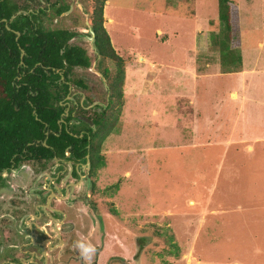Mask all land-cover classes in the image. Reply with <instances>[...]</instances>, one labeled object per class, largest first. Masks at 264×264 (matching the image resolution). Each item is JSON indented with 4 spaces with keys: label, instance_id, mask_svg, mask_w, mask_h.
Segmentation results:
<instances>
[{
    "label": "rangeland",
    "instance_id": "374dc122",
    "mask_svg": "<svg viewBox=\"0 0 264 264\" xmlns=\"http://www.w3.org/2000/svg\"><path fill=\"white\" fill-rule=\"evenodd\" d=\"M107 1L103 11L114 22L106 31L123 59V106L100 148L95 215L104 235L89 229V241L79 247L87 263L264 264V0L229 3L231 48L241 55L245 75L220 68L202 79L193 78L187 56L190 16H198L200 40H210L220 28L218 0ZM55 2L69 12L50 23L44 18V26L76 32L70 43L91 61L89 69L72 70L70 77L87 89L71 87L69 97L87 111L106 106L108 81L101 71L113 75L115 67L100 62L84 36L89 0H50L47 6ZM85 22L87 28L78 26ZM158 29L178 35L162 44ZM208 44L201 55L219 65ZM140 54L157 63L143 77L142 96L128 92Z\"/></svg>",
    "mask_w": 264,
    "mask_h": 264
},
{
    "label": "trees",
    "instance_id": "16d2710c",
    "mask_svg": "<svg viewBox=\"0 0 264 264\" xmlns=\"http://www.w3.org/2000/svg\"><path fill=\"white\" fill-rule=\"evenodd\" d=\"M106 1L89 0L88 20L100 62H111L115 71L113 75L107 68L101 71L108 81L106 106L95 105L87 111L66 97L70 85L87 89L81 79L70 75L75 68L89 69L90 58L85 49L70 43L76 32L47 28L43 21L45 18L50 23L67 12L69 6L56 2L47 6L50 0H0V167L9 166L14 156L33 158L38 152L64 157L68 146L84 162L88 156L93 172L102 167L100 148L118 122L124 82L123 59L112 48L103 25ZM229 3L230 0H218L220 28L209 35L223 73L236 72L241 66V55L231 48ZM20 11L24 13L8 23ZM78 24L86 28L84 23ZM209 24L213 25L214 21L210 20ZM67 104L72 107L65 116ZM79 116L87 117L93 128L84 122L68 127L60 124L61 120L70 123Z\"/></svg>",
    "mask_w": 264,
    "mask_h": 264
},
{
    "label": "flooded vegetation",
    "instance_id": "af4514ba",
    "mask_svg": "<svg viewBox=\"0 0 264 264\" xmlns=\"http://www.w3.org/2000/svg\"><path fill=\"white\" fill-rule=\"evenodd\" d=\"M87 159L68 146L64 157L38 152L0 167V264H88L79 247L89 241V229L104 232L95 215L99 187Z\"/></svg>",
    "mask_w": 264,
    "mask_h": 264
},
{
    "label": "crops",
    "instance_id": "0c3cea01",
    "mask_svg": "<svg viewBox=\"0 0 264 264\" xmlns=\"http://www.w3.org/2000/svg\"><path fill=\"white\" fill-rule=\"evenodd\" d=\"M110 3L109 1H106V4ZM111 4V3H110ZM116 7L122 8L121 6H124L122 4H112ZM120 5V6H119ZM105 9V6H104ZM103 15H104V28H106L107 30V26L106 23H113L114 22V18H112L111 16H107L106 13L103 11ZM195 15V16H194ZM192 18V19H191ZM198 16L196 13L192 14L190 16L191 19V24H193V27L191 30H189V34L187 33V37H189V41H188V46L191 48L190 50L187 51V56L190 59V63L193 65V78L195 79H202V78H209L212 77L214 75H216L217 71H220V63L215 64L213 63L210 58L206 55H201L203 52L201 51L203 48H206V50H208V42L210 40H200V36L201 32H197V27H199L197 19ZM160 33L161 36H164L162 39V44H169V41L171 40V33H173L175 36L178 35L177 31L175 30H170V31H162L160 29L156 30V33ZM189 35V36H188ZM205 35V34H204ZM202 43V44H201ZM172 45V44H171ZM193 53V54H192ZM142 56H140L138 58V64L141 65L140 69L131 71V77L135 79V81L132 80L131 85L128 88V92L131 95H139L142 96V94H145V90L143 87V83H146V81L143 80V77H149V71L151 70L152 65H155L157 63L151 61L152 58H146L145 55L140 54ZM190 55V56H189ZM203 56V57H202ZM163 62V61H162ZM165 63V62H164ZM174 63V62H172ZM199 64V65H197ZM243 62H242V57H241V66L239 67V69H237L236 72H231L230 74L235 73L236 76H243L245 75L246 71L244 70L243 66H242ZM170 67V66H168ZM184 71H186L184 69ZM231 97L233 95H235V97L233 98H237V94L235 92H231L230 93ZM178 98V97H176ZM194 105V103H193Z\"/></svg>",
    "mask_w": 264,
    "mask_h": 264
},
{
    "label": "water",
    "instance_id": "95a60500",
    "mask_svg": "<svg viewBox=\"0 0 264 264\" xmlns=\"http://www.w3.org/2000/svg\"><path fill=\"white\" fill-rule=\"evenodd\" d=\"M70 10H71V9H70ZM68 12H69V11H67L66 13H68ZM21 13H24V12L20 11V12H17L15 15H12V16L10 17L8 23L11 22L16 16L20 15ZM4 22H5V20H4ZM85 25L88 26V22H85ZM87 30H88V34H89L88 39H89V41L93 42V41H94V32H93V30H92V28H91L90 26H88ZM16 35H17V37H19V33H18V32H16ZM23 56H24V51L21 50V55H20V59H21V60L23 59ZM20 63L22 64V62H20ZM68 98H69V99H72V98H70V97H68ZM64 115H65V116L68 115V109L65 110ZM63 121H64V120H61L60 123H63ZM79 122L87 123V124H89L91 127H93V123H92L87 117L79 116V117H77V118H75V119H72V120L70 121V123H72V124H73V123H79ZM87 163H89V160H88V159H87Z\"/></svg>",
    "mask_w": 264,
    "mask_h": 264
},
{
    "label": "bare ground",
    "instance_id": "6f19581e",
    "mask_svg": "<svg viewBox=\"0 0 264 264\" xmlns=\"http://www.w3.org/2000/svg\"><path fill=\"white\" fill-rule=\"evenodd\" d=\"M192 204V203H191Z\"/></svg>",
    "mask_w": 264,
    "mask_h": 264
}]
</instances>
